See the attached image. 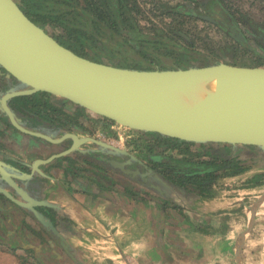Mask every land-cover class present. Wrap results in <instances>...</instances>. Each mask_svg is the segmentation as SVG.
Wrapping results in <instances>:
<instances>
[{
	"label": "water",
	"instance_id": "95a60500",
	"mask_svg": "<svg viewBox=\"0 0 264 264\" xmlns=\"http://www.w3.org/2000/svg\"><path fill=\"white\" fill-rule=\"evenodd\" d=\"M0 68L18 82L0 97V108L21 131L25 130L15 120L8 100L45 93L58 104L71 103L89 115L140 134L152 133L199 145L252 146L262 149L259 156L264 157V68L224 63L169 70L109 66L60 45L25 16L16 0H0ZM64 138L72 141L71 147L45 161L36 160L33 170L40 172L39 164L78 151L80 144L87 141L96 144L100 152H125L92 138L82 141L74 134H66L60 140ZM6 168L0 161V180L21 198L18 200L0 187V193L8 200L31 210L44 226L51 224L36 207L55 209L64 216L59 204L31 198ZM156 181L161 182L154 188L168 198L174 190L172 185L165 179ZM53 231L64 249L73 252L65 238L56 229ZM117 253L122 257L120 249Z\"/></svg>",
	"mask_w": 264,
	"mask_h": 264
},
{
	"label": "trees",
	"instance_id": "16d2710c",
	"mask_svg": "<svg viewBox=\"0 0 264 264\" xmlns=\"http://www.w3.org/2000/svg\"><path fill=\"white\" fill-rule=\"evenodd\" d=\"M16 2L29 20L60 45L95 62H100L102 56L117 58L119 54H133L138 59V62H135L137 64L135 70H163L166 66L158 64L154 51L161 48L172 51L176 48L184 50L168 32L154 30L152 34L144 33L139 26L143 14L135 0H16ZM178 10L176 8L171 11L175 15H184ZM170 33L175 37L178 36L174 29ZM185 50L188 52L187 55L194 54ZM175 61L178 62L177 59ZM212 64L218 63L207 65ZM126 65V61L122 60L117 66L127 68ZM17 84L16 81L9 89ZM45 95L38 93L35 98L33 97L34 99H30L32 96L23 97L26 100L24 104L31 105V110L40 115H53L51 113L54 112L61 114L64 105H69L77 113L87 114L78 106L68 102H64L62 106L55 102L54 97ZM55 120L60 121L58 115L55 116ZM133 135L141 134L133 131ZM144 135L147 139L158 142L153 146V156L149 158L152 164L147 168V171H150L149 174L147 172V185L137 179L123 184L116 175H110L105 167L93 172L101 178L97 181V185L103 194H100L102 199H113L119 193L125 209L130 211L141 209L143 213H147L152 222L150 228L155 233L157 247H160L159 240L163 235L166 233L170 235L169 227L175 225V216L185 217L183 212L191 211L189 203L197 198L209 197L213 184L233 167L240 165L239 155L244 159L249 157L248 159L256 161L262 151L252 146L234 148L212 143L199 145L152 133ZM221 149L225 152L220 153ZM169 150L176 151L179 158L167 155L166 152ZM238 167L242 170L247 169ZM108 168L117 170L110 165ZM160 178L167 180L174 189L168 198L165 197V193H160L154 188L161 182L156 181ZM146 203L147 209L144 211ZM35 210L47 219L51 226L42 225L31 210L12 203L0 193V246L12 253L24 252V256L17 257L18 264H63V262L82 264L79 259H72L69 256L60 238L53 231L56 229L58 232L60 225L65 228L69 224L65 216L51 208L47 209L50 212L49 216L41 207H36ZM66 229H70V235L74 233L71 224L70 228ZM59 234L63 236L62 233ZM171 242L175 240L171 239ZM171 246L172 243L170 248ZM175 247L177 254L180 249L178 245Z\"/></svg>",
	"mask_w": 264,
	"mask_h": 264
},
{
	"label": "rangeland",
	"instance_id": "374dc122",
	"mask_svg": "<svg viewBox=\"0 0 264 264\" xmlns=\"http://www.w3.org/2000/svg\"><path fill=\"white\" fill-rule=\"evenodd\" d=\"M135 1L140 6L143 14L139 21V26L144 33L152 34L154 30L167 32L169 29H174L178 36L175 37L171 34L170 36L173 37V40L178 45L184 48V50L176 48L178 51H172L171 49L168 50V48H161L158 51H154V55H157L156 59L159 62L158 64H162L168 69L195 68L213 62L229 63L237 66L248 65L249 67H254L256 65L254 64V60H251L252 58L244 59L246 62H243L240 59L244 56L242 54L246 53V50L240 49V46H238L239 50L235 51L236 53L233 52L235 54H227L231 47L236 46V43L217 27V25L220 24L219 22L218 24H215L201 20L200 18H194L191 15V12L195 11H192L191 8L200 12V7L195 4V6L192 4L193 6L189 5L188 7H185L187 15H175L171 10L176 9L178 6L183 8L186 4L191 3L185 0ZM221 2L226 8L241 10V14L243 13L246 19L250 22L259 23L261 25L263 24L264 26V4L262 1L231 0L230 2V0H221ZM185 49L194 52V54L187 55L188 52ZM232 55L235 56V58H231ZM117 58L102 56L100 58V63L118 67L117 65L123 60L124 62L126 61L127 68L134 69L137 65L135 62H138V59L133 54H119ZM175 59H177L178 62L175 61ZM88 116L91 117L90 120L92 123L87 124L89 126L87 128L89 133L94 132L101 134V130H104V134L102 133L99 135L100 138L110 142L113 140L118 142V139L110 138L111 136L108 135V132L110 131H112L113 134L116 133V125H112V123L96 118L92 115ZM103 122L111 124L110 127L106 129L105 123ZM121 137L124 138V131L121 134ZM124 144L126 145V143ZM114 145L121 147L115 143ZM122 149L125 150L127 147H122ZM129 152H131L132 155H135V157L144 160L146 164H152L149 158L153 156V145H147V150L138 149L135 151V148H129ZM166 154L179 158L177 152L174 150H169ZM239 156L240 158L238 159L241 163L238 166L247 169L242 170V168L238 166L233 167L230 172L225 173L220 178L218 183H216L217 185L215 189L210 191V195L207 198H217L220 194L219 189L223 188L224 182L222 179L228 178L225 186L230 185V189L235 188L240 191H238L239 194L237 192H230L228 195L222 197L245 198L244 202L246 208H243L244 206L242 205L243 212H240L239 208L236 209V212L232 211V213H235H233L231 217H228V221H231L233 224L232 227H230V230L227 229L223 219L220 221L218 219L206 218L203 222L201 220L196 222L194 219L191 223V221H188V218H178L177 221H175V225L169 227V230H171L169 232L170 239L175 240V242H172L171 248L177 250L175 245H178L180 249L179 254H183L182 251L184 250V254L186 255L185 258H183V261H185L184 263L181 261L180 256L177 258V260L180 261L178 264H186L188 263L187 261H190L191 264H264V198H262L264 197V157H260L255 161L248 159L249 157L244 159L242 155ZM245 189L246 191H244ZM77 196L78 200H83L82 197L79 195ZM49 201L54 202L52 200ZM106 202L112 204L110 201H105V203ZM94 203H96V201H93L92 205H94ZM94 207L96 206H93V210L89 211L90 215L87 217L82 216L76 225V235L79 237V240H75V243L81 262H83V264H118L119 262L122 264H135L132 262V259H130V254L128 252L124 255V262L122 257L117 253L118 248H125L127 244L136 239L134 237L138 236V239L140 238V235L147 234L149 228L143 226V224H134V221L130 217H125L126 214H124V217H114L115 219L122 221L123 224L119 222L118 224H114L112 221H109L111 220L110 215L107 217L102 211L100 213L99 211L94 210ZM109 209L112 210V207L109 206ZM92 218L98 220L101 227L107 232V246L111 251L118 255V260L113 261L100 255L97 256V254L96 256L88 255L86 249L92 243L96 242L91 234L86 233L85 228L86 224L92 222ZM212 233H215L214 241H212L213 239L210 241L207 240V235ZM223 235L228 238V241L223 240ZM192 238L194 239L193 241ZM185 239H188V244L183 243ZM194 241L195 244H201L206 248V256H201L199 258H194L192 256H196V249H192ZM183 245L191 247V255L188 254V250H185ZM96 251L97 253L102 254L101 250L96 249ZM237 254H239L238 259ZM97 257H101L102 259H98Z\"/></svg>",
	"mask_w": 264,
	"mask_h": 264
},
{
	"label": "flooded vegetation",
	"instance_id": "af4514ba",
	"mask_svg": "<svg viewBox=\"0 0 264 264\" xmlns=\"http://www.w3.org/2000/svg\"><path fill=\"white\" fill-rule=\"evenodd\" d=\"M185 1H188L191 4H186L185 6H183V8H180V6H178L177 9H179V13L187 14L185 7H188L189 5L193 6L195 4L196 6L200 7V12L191 8L192 11H195L191 12V15L194 18H200L201 20H205L215 24H218L219 22L220 24H218L217 27L220 28L223 33L227 34L230 39L236 43V46L231 47L228 50L227 54H231L236 50H239L238 46H240V49L246 50V53L242 54L244 55L242 56L244 58L241 57L240 59L243 62H246L244 61V59L252 58L251 60H254V64H256L254 67H249L248 65L238 67L264 68L263 24L261 25L259 23L250 22L248 19H246L243 13L241 14V10L226 8L225 5L222 4L221 0ZM260 1H262V3L264 4V0ZM170 31L172 32L171 29H169V31L167 32L171 34ZM233 57L235 58V56L232 55L231 58ZM224 64L231 65L229 63ZM163 70L169 69L164 68ZM16 81L11 76L7 77L6 72L0 68V97L8 91L14 89L18 84L12 89L9 88L10 85H14ZM7 89L9 90L5 92ZM36 94L38 93L28 96H32L30 99H34L36 97ZM28 96H16L11 98L7 102L9 109L14 114L15 120L25 131H21L15 128L6 117V114L0 108V161L4 162L8 166L6 170L10 174L15 176L14 180L17 183V186L24 189L31 198L47 200L43 196L45 187H49L50 189H53L54 187L64 188V186L66 185L67 188H76L75 190L79 192H90L93 189L100 190L99 186L97 185V181H100L99 179L101 178L100 176L95 175V173L93 172V170L97 171L98 168L105 167L106 171L109 172L110 175H116V177H118L119 179V182L126 184L135 181L136 179H138L139 181L141 180L138 177L132 175L130 173L131 171H139L138 169H140L141 172L144 173L147 172L148 166L151 167L150 164H147L148 166L146 164H144L145 166H140L138 162H134L135 159H141L135 157V155H132V153L129 152V148H135V151L138 149L147 150V145H157L158 142L156 140L150 138L147 139V136H145L144 134L136 136L133 135L132 137H127L125 139L124 143H126L125 146L127 147V149L123 150L122 147H118L113 143H110V141L107 142L106 140H103L99 137V135H101L104 130H101V134L94 132L89 133V131L87 130L89 126L87 124L92 123L90 120L91 117H89L86 113H77L72 109V107H69V105L63 106L62 104H59L64 108L61 114L54 112L51 113L53 115H40L39 113L31 110V105L24 104L26 100H24L23 97ZM54 115H58L60 121H56ZM110 125L111 124L105 123V128L108 129ZM35 134H41V136L49 137L53 142L47 140L44 137H39ZM66 134H74L78 137L79 140L82 141H85L86 138H92L125 152H114L109 149H104L107 153H104L103 151L100 152L97 150L96 144L87 141L80 144L78 151L69 153L66 156L55 158L51 162L39 164L38 169L40 172L33 170L32 163L24 164L19 162L18 160L7 157V152H9V155H13L11 154L13 153V151L9 148L10 145L16 146L18 144V146L16 147H21L26 150L27 147L29 148V141H32L34 144L30 148V150H41V160L45 161L51 156L62 153L71 147L72 141L69 138L60 140ZM108 135L111 136L110 138H118L117 132L113 134V132L110 131L108 132ZM57 140L60 141L55 142ZM141 162L145 161L141 160ZM53 163L57 164L58 168L56 167V170L60 171V179L62 180L59 179L58 181L53 182L50 180V177L46 173V168L50 165H52V167L54 168L55 165L53 166ZM116 164H119L121 167L116 166ZM108 165L117 170L109 169ZM26 175H31V177L29 179H21V177ZM0 181V187L9 191V193H11V195H13L18 200H21L20 196L11 186H9L2 180ZM63 181L66 182V184H63ZM41 208L43 212L46 213V215H50L49 210H47L48 208ZM67 220L69 223L70 220ZM66 228H70V224H68L65 228L63 227V225H60L58 227V233H62L65 238L67 237L66 235L70 233V229H68V231ZM65 250L66 252H68L69 256L72 259L76 258L74 250V253L68 249Z\"/></svg>",
	"mask_w": 264,
	"mask_h": 264
},
{
	"label": "crops",
	"instance_id": "0c3cea01",
	"mask_svg": "<svg viewBox=\"0 0 264 264\" xmlns=\"http://www.w3.org/2000/svg\"><path fill=\"white\" fill-rule=\"evenodd\" d=\"M33 144L34 143L32 141H29L28 143L29 148L27 147L26 150L21 147H16L18 146V144L16 146L10 145L9 148L13 151V153H11L13 155H9V152H7V157L14 159V160H18L19 162L24 163V164H29V163L34 164L36 160L37 161L41 160L42 152L41 150H37V151L30 150ZM134 162H138L140 166L146 164V162H141V160L139 159H135ZM53 166L55 169L52 167V165H50L49 167L46 168V170L48 171V172L46 171V173L50 177L51 181L56 182L61 178V173L59 170H56V167L58 168L57 164L53 163ZM138 170L139 171L136 170L134 172L131 171L132 173L131 172L130 173L138 177L139 179H141L139 182L143 181V184L147 185V179H148L147 172L148 171L143 173L141 172L140 169ZM150 179H152V177H150ZM218 181L216 183H218ZM222 181L224 182L223 188L219 189L220 194L217 198H213V199L197 198L195 199L194 202L189 203L191 211L185 210L183 212L185 216L183 218H188V221H191V223L193 222L194 219L196 220V222L200 220L203 222L206 218L218 219L220 221H222L221 219H223L227 229L230 230V227H232L233 224L231 223V221H228L229 219L228 217H231L233 213L237 211L236 210L237 208H239L240 212L244 211L242 209V205L244 206L243 208H246L245 202H244L245 198L222 197V196L228 195L230 192H233V193L237 192L239 194L238 191H240L235 188L230 189L231 187L230 185H229L230 187L225 186V183L226 181H228V178L222 179ZM216 183L213 184L211 191L215 189L217 185ZM63 184H66V182L64 183L63 181ZM75 189L76 188H71V189L67 188L66 185L64 186V188L54 187L53 189H50L49 187L48 188L45 187L43 191V196L47 200H52L56 202L57 204H59L63 209L65 218L70 220L69 224L72 225V230H74L73 231L74 233L72 235L68 233L69 235L68 234L66 235L67 236L66 241L73 248L75 255H76V259H79L80 262H81V258L79 257V252H78V249L76 248V243H75V240H79V237L76 235L77 234L76 225L78 224L82 216L87 217L90 215L89 211L93 210V206H96L94 207L95 208L94 210H97L100 213L102 211V213L105 216L109 217L110 215L111 220L109 221H112V222L117 221L123 224L122 221L115 219L114 217L115 216L124 217V214H126L125 217H128V218L130 217L134 221V224H137V225L143 224V226H147L149 228V230L147 231V234L140 235L139 236L140 238L138 239H137L138 236L134 237L136 239L133 242L127 244L125 248L123 247L118 248L122 252L123 261L125 260L124 255L126 254V252L130 254V259H132V262L135 264H178L180 262L177 260L179 256L181 258V261H183V258H185L186 255L184 254V250L182 251L183 254H179V253L176 254L175 249L171 250L170 244L172 242H171V239L167 237L169 236L167 233L160 238L159 240L160 247H157L155 244V237H154L155 233L150 228V225L152 222L150 218L147 216V213H143L141 209L138 211H135V210L130 211V210L125 209V206L123 205L124 201L121 200V195L119 193L115 195L116 197L114 196L115 198L105 200L101 198V195L103 194L99 190L93 189L90 192L89 191L79 192ZM244 191H246V189ZM77 195L82 197L83 200L81 199L78 200ZM104 200L110 201L112 202V204L111 203L108 204V202L105 203ZM93 201H96L94 205H92ZM109 206L112 207V210L109 209ZM127 207L128 209H130L129 206ZM145 209H147V203L144 206V211ZM232 211H235V212L232 213ZM175 218L177 221L179 217L175 216ZM138 229H141V228H138ZM207 237H208L207 240L210 241L213 239L212 241H214L215 233L208 234ZM222 238L223 240L228 239L224 235ZM193 240L194 239L192 238V241ZM183 243L188 244L189 243L188 239H185ZM183 247L185 250H188L189 252L188 254L191 255L190 253V251L192 252L191 247L186 246V245H183ZM192 249H196V252H195L196 256L192 255L194 258L206 256V248L203 247L201 244H195V241H194ZM24 254L25 253L22 251H17L16 253H12L8 251L7 248L0 246V264H18L17 257L24 256ZM184 262L185 261H183V263ZM187 262L188 263L186 264H191L190 261H187ZM81 263L83 264V262ZM63 264H68V263L63 262Z\"/></svg>",
	"mask_w": 264,
	"mask_h": 264
},
{
	"label": "bare ground",
	"instance_id": "6f19581e",
	"mask_svg": "<svg viewBox=\"0 0 264 264\" xmlns=\"http://www.w3.org/2000/svg\"><path fill=\"white\" fill-rule=\"evenodd\" d=\"M92 222L85 225L86 233L91 234L93 239L96 241L92 243L86 251L88 252V255L90 256H102L109 258L113 261L118 260L117 255L110 250V248L107 246V239L108 235L107 232L104 231V229L101 227L99 222L96 219H91ZM114 224H118V222H112ZM96 249L101 250L102 254L97 253ZM98 258V257H97ZM98 259H102L101 257ZM121 264V263H118Z\"/></svg>",
	"mask_w": 264,
	"mask_h": 264
},
{
	"label": "built area",
	"instance_id": "2783aa9c",
	"mask_svg": "<svg viewBox=\"0 0 264 264\" xmlns=\"http://www.w3.org/2000/svg\"><path fill=\"white\" fill-rule=\"evenodd\" d=\"M123 131H124V138L121 137V134L123 133ZM116 132L118 134V138H117L118 139V142L113 140L110 143L118 144L121 147H123L125 145L124 142H125V139L127 137H132L133 136V131H131V130L127 129V128L121 127V126H117Z\"/></svg>",
	"mask_w": 264,
	"mask_h": 264
}]
</instances>
